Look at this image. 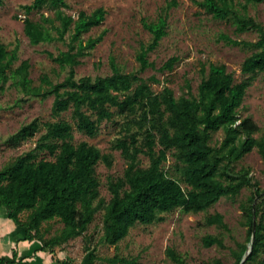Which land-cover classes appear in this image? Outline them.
Returning a JSON list of instances; mask_svg holds the SVG:
<instances>
[{
    "label": "trees",
    "instance_id": "1",
    "mask_svg": "<svg viewBox=\"0 0 264 264\" xmlns=\"http://www.w3.org/2000/svg\"><path fill=\"white\" fill-rule=\"evenodd\" d=\"M262 1L195 0L207 13L231 22L236 32L253 28L259 32V37L242 40L222 33L221 38L228 43L252 49L242 64L244 78L236 80L223 62H210L208 66L204 63L197 91H193L187 80V90L180 95L170 86L155 90L153 83L160 79L140 74L148 67H155L149 53L167 34L166 11H161L154 20L144 21L151 38L140 45L136 55L137 70H124L111 54V73L77 77L75 67L103 39L106 30L88 37L83 34L102 23L106 9L99 6L91 12L80 10L75 17L64 11L66 0H32L24 4L26 13L41 11L45 6L54 9L53 14L41 12L39 18L26 16L24 32L33 44L65 41L67 49L57 54L46 52L60 66L69 67L63 80L55 82L48 74H43L36 83L30 76L29 60L23 59L14 66L18 47L9 48L0 37V83L12 79L26 95H54L52 113L56 118L48 121L34 118L13 132L9 141L17 146L45 127L33 148L0 168V206L7 209L17 224L25 227L24 238L38 239L42 249L54 251L71 238L86 236L89 224L102 209L103 240L118 245L138 223H153L163 218L162 213L178 207L187 212L207 211L222 196L237 195L244 187H251L254 190L243 205L247 236L230 247L234 257L232 264H264L261 257L264 252V188L253 180L249 167L237 168L238 162L255 147L264 159V136L256 135L261 127L252 116L239 114L248 87L255 76L264 71V24L242 11L239 5L244 9L249 2ZM178 59L177 55H172L159 68L172 69ZM67 111L71 119L64 116ZM116 111L127 116L123 122L126 132L113 141L112 147L120 149L127 164L123 175L108 180L111 196L106 200L101 195L96 166L101 161L111 165L113 155L87 140L74 141V124L78 130L95 136L101 121L112 119ZM219 130L223 137L214 140ZM43 153L45 155H41ZM141 155L148 157V165L141 164ZM170 157L173 161L167 167ZM257 197L260 198L257 200ZM254 217L256 234L251 242ZM50 221H59L62 225L56 232L48 233L45 224ZM205 223L228 229L219 211L208 214ZM203 244L225 247L223 237L215 234L205 235ZM85 249L91 251V244H86ZM167 254L171 264H190L171 246L167 247ZM0 260L16 264L15 260L8 262L1 256ZM58 261L71 264L66 259ZM98 261L100 264H137L138 257L118 252L102 257L91 251L87 264H98ZM202 264L225 263L217 256Z\"/></svg>",
    "mask_w": 264,
    "mask_h": 264
},
{
    "label": "rangeland",
    "instance_id": "2",
    "mask_svg": "<svg viewBox=\"0 0 264 264\" xmlns=\"http://www.w3.org/2000/svg\"><path fill=\"white\" fill-rule=\"evenodd\" d=\"M31 1L3 0V4L0 5L1 40L9 48L18 47V59L14 62V66H18L23 59L29 60L30 76L36 83H39L43 74H48L55 82L63 80L69 67L60 66L47 54L46 50L57 54L61 49H67V43L55 40L33 44L24 32L26 16L39 18L41 12L53 14L54 9L45 6L41 11L33 10L26 13L23 5ZM237 1L246 2V0ZM66 2L67 5L63 6L64 11L75 17L80 10L91 12L99 6L106 9V16L102 23L83 34L84 37H88L106 30L103 39L75 67L77 77L111 73L109 60L111 54L124 70H137L139 62L136 55L140 45L151 38V32L144 26V21L154 20L161 11H166L167 34L161 39L158 47L149 53V59L155 62V67H148L140 71V74L145 77L155 75L160 79L153 83L155 90L159 91L164 86H170L176 95L187 90V80L190 81L193 91H197L202 76L201 67L204 63L208 66L210 62H223L234 74L236 80L243 79L245 75L242 73V64L252 49L242 44L228 43L220 35L226 33L242 40H256L259 37V32L253 28L236 32L231 22L207 13L195 0H66ZM239 7L264 24V1L249 2L244 9L241 5ZM172 55L179 57L174 67L160 69L163 62ZM53 101V94L47 97L24 94L12 83V79L3 84L0 83V168L36 145L45 127L17 146L10 144L9 136L22 124L34 118L41 121L54 120L56 117L52 113ZM239 114L252 116L261 127L256 135L264 136V71L255 76L248 87ZM64 116L71 119L69 111L64 112ZM126 118V115L116 111L112 119L101 121L100 130L95 136L78 130L74 124V141L87 140L97 145L103 152H111L113 155L111 165L101 161L96 166L97 175L101 180V195L106 200L111 196L108 180L123 175L127 164L120 149L112 147L113 141L126 132L123 127ZM222 137L223 132L219 130L214 140H221ZM46 156L50 157L49 154ZM141 158V164L148 165V157L141 155ZM172 161L173 158L170 157L166 166L169 167ZM241 166L249 167L253 180L258 181L260 188H264V159L257 147L246 153L238 162L237 168ZM253 190L254 188L244 187L237 195L222 196L207 211L187 212L178 207L170 212H164L160 220L134 225L118 245H112L103 240V210L101 209L89 224L85 232L87 235L76 236L63 245L56 246L54 256L56 258L61 256L71 264H87L91 251L102 257L118 252L127 257L137 256V264H171L172 260L167 254V247L171 246L181 252L190 264H202L205 260L217 256L221 257L225 264H232L234 257L230 247L236 246L237 240H245L247 236L248 225L245 222L243 205L248 202V197ZM259 198L257 197V200ZM217 211L224 215L228 229L205 223L206 216ZM61 225L59 221H50L45 224V227L49 228L48 233H54ZM207 234L223 237L225 247L217 244L205 246L203 237ZM88 243L92 246L91 251L85 249ZM261 257H264V252L261 253ZM100 263L98 261V264Z\"/></svg>",
    "mask_w": 264,
    "mask_h": 264
},
{
    "label": "crops",
    "instance_id": "3",
    "mask_svg": "<svg viewBox=\"0 0 264 264\" xmlns=\"http://www.w3.org/2000/svg\"><path fill=\"white\" fill-rule=\"evenodd\" d=\"M25 227L17 224L7 213L4 206H0V256L8 262L16 261V264L33 262L35 264H61L56 258V251L49 248L42 249V243L38 239L29 240L24 238ZM14 250H17V257H14ZM57 250V248H56ZM58 251V250H57ZM59 252V251H58ZM59 255V254H57ZM0 264H10L2 263Z\"/></svg>",
    "mask_w": 264,
    "mask_h": 264
},
{
    "label": "water",
    "instance_id": "4",
    "mask_svg": "<svg viewBox=\"0 0 264 264\" xmlns=\"http://www.w3.org/2000/svg\"><path fill=\"white\" fill-rule=\"evenodd\" d=\"M256 218L254 217V225H253V232H252V237H251V242H253L254 241V239H255V234H256ZM251 244H250V246H249V250H248V252L251 250ZM245 259V257L243 258V260ZM242 260V261H243Z\"/></svg>",
    "mask_w": 264,
    "mask_h": 264
}]
</instances>
